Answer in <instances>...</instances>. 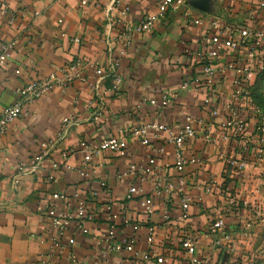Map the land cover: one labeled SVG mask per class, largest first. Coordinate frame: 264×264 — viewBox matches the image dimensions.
<instances>
[{
  "label": "built area",
  "instance_id": "obj_1",
  "mask_svg": "<svg viewBox=\"0 0 264 264\" xmlns=\"http://www.w3.org/2000/svg\"><path fill=\"white\" fill-rule=\"evenodd\" d=\"M229 1L226 9L233 10L242 0ZM123 2L111 0L110 3L118 10L115 20L118 30L111 38V44L119 48L118 55L109 57L106 65L99 68L76 60L46 79L33 80L17 89V101L0 113V139L9 126L25 117L28 107L52 87L65 89L74 81L93 90L98 106L89 118L98 124L105 102L98 93V82H90L82 76V71L89 67L98 80L110 79L111 92L116 93L123 81L118 73L120 58L126 55L134 38L151 34L156 24L176 11L178 5L184 7L183 23L205 31V44L191 53L193 62L189 74L178 71L181 78L176 92H162L158 98H144L141 104L164 111L178 97L203 90L205 97L200 106L203 116L184 115L177 126L152 121L120 127L112 137L98 144L80 141L76 147L63 151L59 154V163L53 160L55 148L78 123L75 117L63 118L57 136L41 144V154L27 163L18 164L11 185L16 186L22 177L34 174L42 162L48 161L51 170L72 172L80 183L90 186L87 194H73L70 210L60 211L53 205L54 201L67 204L69 200L64 194H53L38 207L54 232L49 239L51 246L59 254L66 251L72 264H82L72 251L75 233L91 237L95 246L100 248L94 264H113L111 258L114 255L126 256L129 264H220L223 260L225 264L228 261L238 264L235 242L239 233L241 236L250 234L253 226L250 219L259 212L260 205L239 201L231 185L224 182L218 185L209 176L203 182L204 192L216 199L213 205L203 208L201 199L195 202L187 192L185 173L188 168L203 166V155L199 152L188 154L189 144L200 139L205 148L218 151V160L223 164L228 180H237L250 168H259L264 178V112L252 95L256 77L264 69V28L253 20L256 16L252 14L264 11V0H249L250 13L240 20L193 17L190 7L179 0H158L156 12L135 23L127 19L128 7L123 6ZM89 5H96V0L80 2L82 8ZM7 10L5 0H0V16H4ZM11 47L10 44L0 46V72L9 58ZM93 107L94 102H89L87 108ZM236 139L241 141L236 155L228 154L229 146ZM153 141L160 142L164 148L156 147ZM130 142L147 150L148 154L141 162L130 163L125 168L114 164L113 180L128 182L123 196L116 200L105 169L109 167V158L127 157ZM165 147L170 149L168 154ZM76 153L82 154L78 165H67ZM163 156L170 159L162 167L158 161ZM151 179V190L144 192L142 185ZM173 197L178 198L177 207L173 206ZM131 203H135V211L127 207ZM193 210L199 218L196 227L191 221ZM228 219L234 220L236 226ZM71 224L75 225V231L67 237Z\"/></svg>",
  "mask_w": 264,
  "mask_h": 264
},
{
  "label": "crops",
  "instance_id": "obj_2",
  "mask_svg": "<svg viewBox=\"0 0 264 264\" xmlns=\"http://www.w3.org/2000/svg\"><path fill=\"white\" fill-rule=\"evenodd\" d=\"M157 1L124 0L122 5L128 7L127 19L135 23L143 16L156 12ZM187 1L179 0L184 6H189ZM5 2L8 10L4 16H0V46L10 44L12 47L0 72V113L17 101L16 90L33 80L46 79L51 73L59 72L76 60L99 68L106 65L109 57L118 55V46L111 44V38L118 30L115 26L118 10L111 7V0H96V5L83 8L80 6L81 0ZM248 2H238L233 10L226 9L231 3L229 0H205V12L189 7L193 17L240 20L250 13ZM183 11V5H178L176 11L170 12L156 24L151 34L134 38L126 55L120 58L118 73L123 81L116 93L111 92L110 79L98 80L89 67L82 71V76L90 82H98V93L105 102L98 124L89 118L98 106L93 90L86 84L74 81L65 89L52 87L28 107L25 117L9 126L7 133L0 139V264H72L67 259L66 251L59 254L51 246L49 239L54 232L50 221L38 211V207L51 195L64 194L69 202L63 205L54 201L53 205L60 211L70 210L73 194H87L90 186L80 183L72 172L51 170L48 161L42 162L34 174L22 177L16 186L10 182L19 163H27L41 154V144L57 136L63 118L75 117L78 123L70 128L66 138L55 148L53 160L59 163V154L63 151L76 147L80 141L98 144L112 137L120 127L152 121L177 126L184 115L203 116L200 111L205 97L203 90L194 95L178 97L164 111L141 104L144 98H158L162 92H176L181 78L178 71L189 74L193 62L191 53L205 44V31L183 23ZM185 51L187 55H184ZM177 61L178 65H175ZM92 101L94 107L88 109L87 105ZM240 142L234 140L228 148V154L236 155ZM153 144L163 147L160 142L153 141ZM129 147L126 158H109V167L105 169L110 176L109 184L116 200L121 199L128 182L113 180L114 164L125 168L130 163L141 162L148 154L136 143L130 142ZM165 152L168 154L170 149L165 147ZM194 152L203 155V166L186 170V190L195 202L201 199L203 208L213 205L216 199L204 192L203 182L209 176L218 185L223 182L231 185L239 201H259L264 195V178L259 168H250L237 180H228L216 149L205 148L201 140L196 139L188 146V154ZM81 157V153L74 154L67 165H78ZM169 159L168 156L161 157L159 166L163 167ZM50 177L53 179L49 180ZM152 183L153 179L142 185L144 192L149 193ZM172 199L173 206L177 207L178 198ZM127 207L136 210L135 203ZM192 215V225L196 227L199 221L196 210L192 211ZM74 231L75 225L71 224L67 237ZM72 251L82 264H94L101 250L91 237L75 233ZM111 260L113 264H129L126 256L114 255Z\"/></svg>",
  "mask_w": 264,
  "mask_h": 264
},
{
  "label": "rangeland",
  "instance_id": "obj_3",
  "mask_svg": "<svg viewBox=\"0 0 264 264\" xmlns=\"http://www.w3.org/2000/svg\"><path fill=\"white\" fill-rule=\"evenodd\" d=\"M252 15L256 16L253 20L264 28V11H259L257 14ZM257 77L255 95L264 109V76H261L258 79ZM253 202L261 203L260 210L256 215H253L252 219H250L253 224L250 234L246 236H241V233L238 234L235 242L236 259L239 260L238 264H245L247 262L250 264H264V195L261 196L259 201ZM246 221H248V219H246ZM228 222H231L233 226H236L234 220L231 221L228 219ZM226 264H236V262L231 263V261H228Z\"/></svg>",
  "mask_w": 264,
  "mask_h": 264
},
{
  "label": "water",
  "instance_id": "obj_4",
  "mask_svg": "<svg viewBox=\"0 0 264 264\" xmlns=\"http://www.w3.org/2000/svg\"><path fill=\"white\" fill-rule=\"evenodd\" d=\"M188 5L196 10L205 12L204 10V5H205V0H188L187 1ZM225 261H222V264H224Z\"/></svg>",
  "mask_w": 264,
  "mask_h": 264
},
{
  "label": "trees",
  "instance_id": "obj_5",
  "mask_svg": "<svg viewBox=\"0 0 264 264\" xmlns=\"http://www.w3.org/2000/svg\"><path fill=\"white\" fill-rule=\"evenodd\" d=\"M264 69L261 71V73L258 75L257 79L260 78L261 76H264ZM257 87V80H255L254 82V85H253V88H252V95H253V98L255 100V103L262 109V111L264 112V109L262 107V105L260 104V102L257 100L256 98V95H255V89Z\"/></svg>",
  "mask_w": 264,
  "mask_h": 264
}]
</instances>
